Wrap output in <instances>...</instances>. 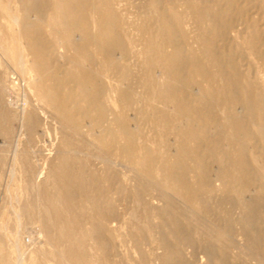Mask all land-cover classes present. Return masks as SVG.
<instances>
[{
	"label": "rangeland",
	"instance_id": "rangeland-1",
	"mask_svg": "<svg viewBox=\"0 0 264 264\" xmlns=\"http://www.w3.org/2000/svg\"><path fill=\"white\" fill-rule=\"evenodd\" d=\"M65 1L0 0V264H264V0Z\"/></svg>",
	"mask_w": 264,
	"mask_h": 264
},
{
	"label": "bare ground",
	"instance_id": "bare-ground-1",
	"mask_svg": "<svg viewBox=\"0 0 264 264\" xmlns=\"http://www.w3.org/2000/svg\"><path fill=\"white\" fill-rule=\"evenodd\" d=\"M70 0H66L65 2H63L62 3V7L64 8V9H66V11L68 12V17H65L66 19H64V20H67L68 19V22H69V25L70 26H74L78 21H79V23L81 22L80 20H78L77 21V15H79V14H81V13H78L77 11H80V9L83 7V2L85 1V0H75L74 2H72V3H70L69 2ZM95 1V0H94ZM104 1L105 0H98V3L100 2V4L101 5H103L104 4ZM59 5V4H58ZM95 5H97V3L95 4ZM62 7H61V9H60V11L62 10ZM101 6H99V8H100ZM104 7V6H103ZM96 8H98L97 6H96ZM98 8V9H99ZM102 8V7H101ZM59 9V8H58ZM63 9V10H64ZM106 12V11H105ZM63 13H64V15H66L65 14V11H63ZM64 17V16H63ZM81 17V16H80ZM80 17H79V19H80ZM83 18H81V20H82ZM26 21H27V19H26ZM25 21V23H24V25L27 23ZM61 21V20H60ZM57 23V22H56ZM65 23H66V21H65ZM78 23V24H79ZM67 24V23H66ZM78 24H77V26H78ZM61 25H63V24H61ZM84 25V24H83ZM103 25V24H102ZM67 26V25H66ZM106 26V25H105ZM104 26V27H105ZM68 27V26H67ZM66 27V28H67ZM76 27V26H75ZM74 27V28H75ZM79 27H80V25H79ZM104 27H101L103 30H104V35L105 36H107L106 38L107 39H109V42H110V40H112V42H114V43H116V38H114V37H116L115 35H114V37L112 36L113 35V32H111L112 33V35H111V33L109 32V30L108 29H104ZM70 28V27H69ZM85 28H86V26H85ZM65 29V28H64ZM101 29V32L99 33H97V35H100V36H103V30ZM71 30H72V27H71ZM105 30H107L106 31V33H105ZM63 31H67V32H69L70 33V30L69 29H67V30H63ZM110 31H111V29H110ZM32 32V31H31ZM30 32V33H31ZM80 32V31H79ZM76 33V32H75ZM95 33H96V31H95ZM64 34H66V33H64ZM74 34V33H73ZM34 34H32V36H33ZM62 35V34H61ZM96 35V34H95ZM32 36H30L31 38H32ZM62 37H63V35H62ZM66 37V36H65ZM67 37H68V35H67ZM64 38V37H63ZM99 40L101 39V38H99V37H97ZM103 38V37H102ZM65 39V38H64ZM67 39V38H66ZM104 40H106V39H104ZM102 41V42H104V43H102L101 41H100V43L101 44H107V43H109V42H107V43H105V41ZM46 41V40H45ZM69 40L67 39V42H68ZM70 44H72L73 45V42L72 43H70ZM97 44V43H96ZM78 45H80V44H78ZM108 45L109 44H107L106 46H107V48H108ZM119 45V44H118ZM40 46V45H39ZM99 46H100V44H99ZM78 49V48H77ZM103 50V52H105V53H107V51L108 50H106V49H102ZM33 53H34V56L32 55V57H34L32 60L35 62V64L37 65V64H39L40 62H41V64H43L42 63V61H43V57H42V54L38 51V49H35V47L33 48ZM110 51V50H109ZM108 51V52H109ZM73 68H76V67H73ZM76 79V78H75ZM80 79V78H79ZM81 82H82V80H81ZM77 84H79V83H77ZM76 84V85H77ZM78 86V85H77ZM85 86V85H84ZM81 87V86H80ZM80 87L78 86V88L80 89ZM47 88V87H46ZM82 90V89H81ZM242 91H244L245 93L244 94H246V93H248V94H250L251 93V91L252 90H250V88L248 87V85H243L242 86ZM46 94H48L47 92H46ZM45 94V95H46ZM248 94H246V96L248 95ZM44 95V96H45ZM51 95H53L52 94V92H51ZM47 96V95H46ZM45 96V97H46ZM50 98V97H49ZM49 100V99H48ZM250 99H248L247 100V97H246V101H245V104H247V105H245L246 106V109H248L249 111H251V109H252V106H251V104L250 103H252L251 102V100L249 101ZM50 101H52V98H51V100ZM247 101L249 102V104L247 103ZM263 116V114L261 113V111L259 112V114L256 116V118L257 119H260L261 117ZM28 120H27V123H28V125H29V127H31V126H34L35 124H33V120H34V118H33V120H32V118L31 117H28L27 118ZM33 121V122H32ZM32 123V124H31ZM26 127H27V124L25 125ZM28 127V128H29ZM32 128V127H31ZM28 130V129H27ZM31 132V131H30ZM261 138L262 139H264V135H261ZM58 166V165H57ZM61 166V165H60ZM143 166V170H145V171H149V166H148V164H143L142 165ZM62 167V166H61ZM59 168V166H58V168L57 169H55V170H57L58 172H55L56 174L57 173H59L60 175H62V174H64L65 175V173H62L63 172V169L62 168ZM151 167V166H150ZM65 169V168H64ZM54 170V171H55ZM240 168H238V167H232L231 169L229 168L228 170H225L224 169V171H222L223 172V175H222V177H224V178H228L225 182L226 183H224L226 186H229V187H231L232 188V190L234 191V192H236L235 193V195H238L237 197L235 196V198L237 199L238 197L239 198H241V196L244 194V189H245V185H244V183H243V181H242V179H243V177H242V175H240ZM65 171V170H64ZM169 173V172H168ZM58 174V175H59ZM73 175H78V174H73ZM148 175H145V177L144 178H146ZM73 178V177H72ZM61 181V180H60ZM67 182V181H66ZM142 182V181H141ZM203 182V179L202 178H198L197 180H196V185L197 186H199V185H201L200 183H202ZM162 184H163V186L165 187V192H166V194H173V195H175V196H177V197H180V198H182L186 203H190V202H192V196H196L197 195V188H195V189H191V185L190 184H187V183H185V181H184V179H183V177L181 176V175H172V173H170V175H163V180H162ZM59 185V184H58ZM62 186V185H61ZM60 186V187H61ZM62 188V187H61ZM64 191V190H63ZM91 197V196H90ZM241 202V201H240ZM243 203V202H242ZM260 204V203H259ZM257 206H252V208H247V207H244L243 205H241L242 206V210H241V213H240V215L238 216V218H237V220L236 221H238L239 222V224L241 223L242 225H243V232L249 237V235L251 236L252 235V239H251V241L252 242H254V231L253 232H250V224H251V220H252V216L253 215H250L248 212L250 211V209H252V211L254 212V214H257V215H259L260 214V212H256L257 211V209H258V204H256ZM92 206H94V205H92ZM261 206V205H260ZM259 209H261L262 210V207L261 208H259ZM91 210V209H90ZM249 210V211H248ZM92 211V210H91ZM93 212V211H92ZM90 214H91V212H90ZM257 217V216H256ZM167 221H168V223H170V225H172V226H174V227H176V221H175V219L172 217V216H170V217H168V219H167ZM167 221H163L164 222V225H165V223L167 222ZM46 223V222H45ZM46 224H48V223H46ZM176 230H174L172 233H173V235H174V244H176V243H182L183 241H186V240H188V239H186V238H188L187 236L186 237H183L182 235L180 236L178 233L179 232H175ZM161 236V242H164L163 240H164V238H165V234L164 233H161L160 234ZM212 244H214V243H212ZM174 247L172 248V250H170V252L172 253V252H176L177 251V248H178V245H173ZM169 248H171V246L169 247ZM211 255H214V257L212 258V264H220V259L217 257V254H216V249H215V247H214V245H211L210 247H209V249L207 250ZM218 251H221L220 249H218ZM169 252V253H170ZM177 252H179V250L177 251ZM222 253L224 252V250L222 249V251H221ZM169 255L170 254H168V256L167 257H169ZM219 255V254H218ZM165 258V257H164ZM167 260V259H166ZM169 264V263H168Z\"/></svg>",
	"mask_w": 264,
	"mask_h": 264
}]
</instances>
